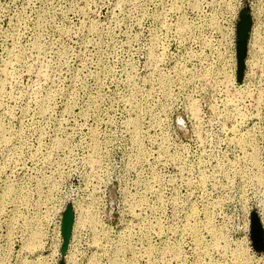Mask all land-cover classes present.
<instances>
[{"label": "rangeland", "instance_id": "rangeland-1", "mask_svg": "<svg viewBox=\"0 0 264 264\" xmlns=\"http://www.w3.org/2000/svg\"><path fill=\"white\" fill-rule=\"evenodd\" d=\"M240 10L264 65V0H0V264H264Z\"/></svg>", "mask_w": 264, "mask_h": 264}, {"label": "built area", "instance_id": "built-area-1", "mask_svg": "<svg viewBox=\"0 0 264 264\" xmlns=\"http://www.w3.org/2000/svg\"><path fill=\"white\" fill-rule=\"evenodd\" d=\"M235 24L236 20L233 19L230 24L229 31L225 37L224 45V68L228 73L232 74V82L230 83L233 87L232 96L234 100L239 102L246 101L245 111L243 116H247L252 119L251 126L246 129L250 130L252 135V150H256V158L258 164H255V167L261 168L262 172L264 171V65L253 63L247 58V45L249 39V31L246 42V52L244 56V68L242 72V77L240 81H236V58H235ZM248 60V61H247ZM247 133V132H246ZM249 134V132L247 133ZM251 155V154H250ZM256 205L249 208L248 213L251 210H254L258 220L260 222V208H256ZM261 225V222H260ZM263 238H264V229L261 225ZM248 231V228L247 230ZM260 253V252H258Z\"/></svg>", "mask_w": 264, "mask_h": 264}, {"label": "water", "instance_id": "water-1", "mask_svg": "<svg viewBox=\"0 0 264 264\" xmlns=\"http://www.w3.org/2000/svg\"><path fill=\"white\" fill-rule=\"evenodd\" d=\"M250 16L247 10L238 12V19L235 24V58H236V81H240L244 68V56L246 52V42L248 31L250 29ZM71 219L69 210H65L61 217V228L67 232V225ZM248 236L250 245L256 252L264 251V238L260 222L254 210L249 212V230ZM60 264V263H59Z\"/></svg>", "mask_w": 264, "mask_h": 264}, {"label": "trees", "instance_id": "trees-1", "mask_svg": "<svg viewBox=\"0 0 264 264\" xmlns=\"http://www.w3.org/2000/svg\"><path fill=\"white\" fill-rule=\"evenodd\" d=\"M65 210H69V206H68V205H66V207H65L64 210H63V212H64ZM70 223H71V219H70V221H69V223H68V225H67V232L64 233V232L62 231V228H60V231H61V234H62V236H63L64 241H65V239H67V237H68Z\"/></svg>", "mask_w": 264, "mask_h": 264}, {"label": "bare ground", "instance_id": "bare-ground-1", "mask_svg": "<svg viewBox=\"0 0 264 264\" xmlns=\"http://www.w3.org/2000/svg\"><path fill=\"white\" fill-rule=\"evenodd\" d=\"M245 144H246V143H245ZM252 156H253V155H252ZM255 156H256V155H255ZM255 156H253V157H255ZM253 157H252V159H254ZM254 160H255V159H254ZM254 178H255V176H254ZM256 179H257V181H260V180L262 179V176L257 174V175H256ZM260 213H261V212H260ZM260 222H261V225H262V227H263V229H264V220L262 219V215H260ZM245 224H246V229L248 228V230H249V227H248L249 225H247V223H245ZM261 225H260V226H261Z\"/></svg>", "mask_w": 264, "mask_h": 264}]
</instances>
